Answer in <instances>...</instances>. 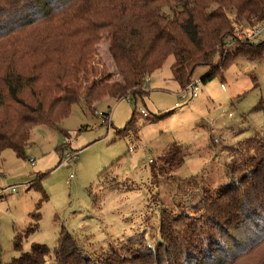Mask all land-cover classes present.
Returning a JSON list of instances; mask_svg holds the SVG:
<instances>
[{"label":"trees","instance_id":"trees-1","mask_svg":"<svg viewBox=\"0 0 264 264\" xmlns=\"http://www.w3.org/2000/svg\"><path fill=\"white\" fill-rule=\"evenodd\" d=\"M166 8L172 14H165ZM234 16L243 29L261 24L264 0H0V154L10 148L26 158L34 127L60 128L81 101L95 111L106 96L145 97L146 77L169 57L174 59L172 77L183 89L201 68L206 71L199 78L206 83L222 77L239 57L262 60L261 36L258 41H229ZM103 39L109 41L114 74L97 59L96 44ZM256 147L233 167L240 171L236 179L232 176L206 193L190 223L163 209L155 246L95 258L62 228L55 247L33 243L7 264H239L253 254L264 264L262 139ZM184 158L174 142L155 170L176 169ZM40 176L30 187L43 189ZM40 215L32 214L37 221ZM29 228L15 235L16 248L22 247Z\"/></svg>","mask_w":264,"mask_h":264},{"label":"rangeland","instance_id":"rangeland-1","mask_svg":"<svg viewBox=\"0 0 264 264\" xmlns=\"http://www.w3.org/2000/svg\"><path fill=\"white\" fill-rule=\"evenodd\" d=\"M243 25L232 18L233 32ZM96 51L107 73L114 74L109 41H99ZM173 60L146 77L145 97L106 96L95 111L81 101L60 128L34 127L26 158L10 148L0 154V264L33 243L55 247L62 228L95 258L154 245L163 209L190 223L206 193L236 179L240 171L233 167L257 151V140L264 142V58L239 57L222 77L201 81L196 97L173 79ZM201 74L202 68L193 78ZM168 111L174 112L157 117ZM174 142L185 154L184 163L156 171ZM38 174L44 175L42 190L30 187ZM34 212L41 213L38 221ZM27 227L18 249L14 237ZM248 258L239 264H258L257 254Z\"/></svg>","mask_w":264,"mask_h":264},{"label":"built area","instance_id":"built-area-1","mask_svg":"<svg viewBox=\"0 0 264 264\" xmlns=\"http://www.w3.org/2000/svg\"><path fill=\"white\" fill-rule=\"evenodd\" d=\"M244 29L242 27H240V29H238L237 31L234 30V33L229 38V41L231 42L233 37H238L240 39H249L252 41H255V40L258 41V37L261 36V39H264V21H262L261 24H257L254 27L247 28V30H244ZM148 80H149V78L146 79V81H148ZM201 87H202L201 79L199 77H194L185 89L187 91H189V93L191 94V97H196V96H198V94L201 90ZM143 113L145 114V112H143ZM106 115H107L106 119H109L108 114H106Z\"/></svg>","mask_w":264,"mask_h":264},{"label":"crops","instance_id":"crops-1","mask_svg":"<svg viewBox=\"0 0 264 264\" xmlns=\"http://www.w3.org/2000/svg\"><path fill=\"white\" fill-rule=\"evenodd\" d=\"M205 71H206L205 69H202V73H205Z\"/></svg>","mask_w":264,"mask_h":264}]
</instances>
